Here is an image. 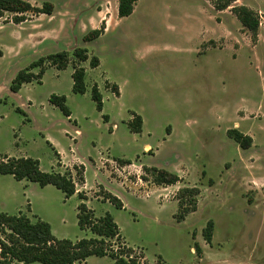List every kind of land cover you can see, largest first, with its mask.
<instances>
[{
    "label": "rangeland",
    "instance_id": "374dc122",
    "mask_svg": "<svg viewBox=\"0 0 264 264\" xmlns=\"http://www.w3.org/2000/svg\"><path fill=\"white\" fill-rule=\"evenodd\" d=\"M27 1L53 9L25 13L20 23V15L0 18V157H28L43 172L70 173L78 192L66 199L50 188L49 206L38 215L26 205L12 216H42L56 240L77 243L93 237L78 225L84 204L95 219L110 214L117 226L118 236L97 247L136 264H264V0L234 3L258 15L256 41L230 9H214L216 0H139L115 31L87 43L89 31L119 22L117 0ZM206 31L212 36L202 44ZM78 47L101 62L93 71L89 60L80 64L87 71L83 95L72 93V57L64 70L46 63L32 69L43 74L10 93L19 71ZM95 84L100 112L91 99ZM52 95L65 97L71 121L49 103ZM136 116L139 133L131 131ZM232 130L250 138L247 148ZM123 164H131L126 176L115 170ZM153 168L180 181L157 185L146 170ZM0 237L15 236L0 225ZM75 264L113 261L92 256Z\"/></svg>",
    "mask_w": 264,
    "mask_h": 264
},
{
    "label": "trees",
    "instance_id": "16d2710c",
    "mask_svg": "<svg viewBox=\"0 0 264 264\" xmlns=\"http://www.w3.org/2000/svg\"><path fill=\"white\" fill-rule=\"evenodd\" d=\"M138 0H118L117 14L120 19L129 17L134 10V6ZM235 0H216L213 4L214 9L218 12L230 9L241 26L246 29L252 37L253 41L257 40L260 21L258 15L245 6H234ZM52 4L44 3L41 8L33 7L27 0H0V18L4 13H12L20 15L15 17V23L24 21L25 13H35L37 15H51ZM101 25L99 29L89 31L82 37L84 43L92 42L100 38L105 32V25ZM69 57L74 58L75 63L72 79V93L83 95L86 91V72L80 66L81 63L89 60L88 52L85 48H75L71 53L62 51L51 54L45 58H40L32 63L27 69L19 71L10 84V91L17 93L25 84H30L43 74L40 71L38 75L30 71L38 66L46 63L50 67L57 70H64L69 62ZM99 65L97 57L92 56L89 60V68L95 69ZM115 94L119 91L116 86ZM91 99L95 103L97 111L102 110V97L96 86L91 89ZM49 103L56 107L65 117L70 116V111L66 105L64 96L52 95ZM20 112L19 110H17ZM135 125H131V131L139 133L141 129V120L139 116L135 117ZM229 136L242 148H247L250 138L243 137L238 131L232 130ZM58 157V154L55 153ZM151 171L154 182L157 185H173L180 181L177 174L158 169H146ZM0 174L10 175L16 181H27L37 184L39 187L53 186L61 191L64 197L70 198L75 194V185L70 173H60L52 170L43 172L39 168V163L32 158H10L7 156L0 157ZM184 194L197 195L198 190L195 188H185L182 190ZM107 199L115 201L117 209H121L119 200L107 194ZM79 215L77 217L80 228H88L93 235L90 239H82L77 243L68 240H56L52 233L50 225L46 222L37 220L31 222L23 215L12 216L0 213V225L7 228L14 237L8 241L0 237V264H75L84 261L89 257H109L113 264H136L120 254L114 252H105L97 247V244H103L104 240L114 239L118 236L117 226L110 214H105L102 218L95 219L93 214L86 209L84 204L78 206ZM207 232L204 239L207 244L211 242L213 223L209 222ZM198 250V245L196 246Z\"/></svg>",
    "mask_w": 264,
    "mask_h": 264
},
{
    "label": "crops",
    "instance_id": "0c3cea01",
    "mask_svg": "<svg viewBox=\"0 0 264 264\" xmlns=\"http://www.w3.org/2000/svg\"><path fill=\"white\" fill-rule=\"evenodd\" d=\"M139 1V0H138ZM137 1V3H138ZM136 3V4H137ZM135 4V5H136ZM117 6H118V0H117ZM135 7V6H134ZM116 14H117V7H116V10H115ZM134 12V10H133ZM133 14V13H132ZM131 14V15H132ZM39 15H43V14H39ZM117 17H118V14H117ZM207 17V16H206ZM119 19V22L116 23V25L112 26L111 30H106L105 29V32L104 34H107L109 33L110 31H115V29L118 28V26L120 25V22L122 20H124L125 18H122ZM218 25V24H216ZM173 27V28H172ZM170 27L171 30H175L174 26ZM217 30V29H216ZM103 34V35H104ZM102 35V36H103ZM203 35H205L202 39H201V43L204 44L206 42H208V38L209 36L211 37L212 36V32L211 31H206L205 33H203ZM216 43V42H214ZM217 46V44H216ZM212 49H208V51H210ZM215 50H218V48H216ZM200 54V53H199ZM89 57V55H88ZM99 60V59H98ZM88 62V60L86 61ZM81 66V65H80ZM100 66H101V62L99 61V65L97 68L95 69H91L92 71L93 70H100ZM84 69V68H83ZM90 69V68H89ZM57 70V69H56ZM86 74H87V71L86 69H84ZM60 71V70H58ZM73 73V71H72ZM71 73V75H72ZM108 84V83H107ZM24 86V85H23ZM22 86V87H23ZM96 88L99 89V87L97 86V84H95ZM21 87V88H22ZM20 91V90H19ZM18 91V92H19ZM99 91V90H98ZM119 91V90H118ZM17 92V93H18ZM13 96L14 95H17V93H13V92H10ZM12 98V97H11ZM16 104V102H14ZM17 108H19L18 110L22 113H24L25 115H27L28 119H29V122L30 124L33 126L34 125V122H33V119H31L29 113H27L25 110H24V107L23 105H18ZM26 108V107H25ZM28 108V107H27ZM26 108V109H27ZM71 117H72V114L70 113V116L69 117H65L68 121H71ZM78 133L76 130L74 131V133ZM76 135V134H75ZM80 135V134H79ZM53 146V144H51ZM50 145V147H51ZM57 153V152H56ZM58 154V153H57ZM58 156L60 157V159L62 160L61 158V155L58 154ZM9 157V156H8ZM11 158H14V157H11ZM20 158H28V157H20ZM131 165V164H130ZM129 164H123L121 166H118L116 167V171L122 175V176H126L125 174V170L127 167L130 166ZM117 179V178H116ZM119 179V178H118ZM117 182H120V183H124L123 181H121L120 179L117 180ZM76 185V184H75ZM176 184H173L171 186H174ZM87 186V183H86V179L84 177V183L82 184L81 186V189L83 190H86ZM166 186V185H165ZM161 187V186H159ZM166 187H170L169 186H166ZM50 188H53L54 190H56V192H60L62 195L63 193L59 190H57L56 188H54L53 186H45V187H39L37 184L35 183H31V182H27V181H16L12 176L10 175H1L0 174V213H6V214H11V215H14V214H17L21 211H23V208L26 206V205H30L32 207V210L34 211L35 210V213H38L44 209V208H47L49 205L47 203V199H48V194H51L50 191H46V190H50ZM77 192H78V189H77V185H76V192L73 196L71 197H75L77 195ZM64 196V195H63ZM88 203V202H87ZM36 207V208H35ZM42 208V209H41ZM40 219L43 220V221H47V219L45 218H42V216H40ZM49 223V222H48Z\"/></svg>",
    "mask_w": 264,
    "mask_h": 264
}]
</instances>
